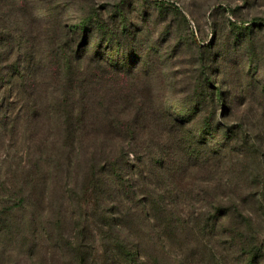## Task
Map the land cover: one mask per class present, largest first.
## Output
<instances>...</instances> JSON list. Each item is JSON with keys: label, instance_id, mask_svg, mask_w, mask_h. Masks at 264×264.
I'll use <instances>...</instances> for the list:
<instances>
[{"label": "trees", "instance_id": "16d2710c", "mask_svg": "<svg viewBox=\"0 0 264 264\" xmlns=\"http://www.w3.org/2000/svg\"><path fill=\"white\" fill-rule=\"evenodd\" d=\"M133 17L94 0H0V136L24 130L20 168L36 186L86 193L107 264H264V175L245 189L233 152L247 143L218 112L230 96L212 84L216 59L169 23L164 43L192 68L168 77L180 54H159L152 13L148 29Z\"/></svg>", "mask_w": 264, "mask_h": 264}, {"label": "rangeland", "instance_id": "374dc122", "mask_svg": "<svg viewBox=\"0 0 264 264\" xmlns=\"http://www.w3.org/2000/svg\"><path fill=\"white\" fill-rule=\"evenodd\" d=\"M94 8L104 14L130 10L132 24L144 29L149 27L141 22L142 14L145 10L152 13L159 24L151 26L162 49L159 54H180L169 63L170 78L189 77L192 56L176 41L164 43L162 26L170 23L181 38L190 33L197 37L200 50L203 47L208 53L209 65L216 59L217 82L212 80V84L230 96L225 109L218 112L225 113L230 136L235 140L236 132L247 143L234 146L233 156L243 159L238 171L247 177L245 189L253 188H247L252 176L264 175V0H94ZM176 12L186 21H180ZM9 135L0 136V264H107L110 247L97 233V213L86 193L71 189L69 183L43 190L29 181L20 168L26 158L25 132L20 128L15 137L9 139ZM263 181L264 177L259 188ZM258 229L257 238L264 240V225Z\"/></svg>", "mask_w": 264, "mask_h": 264}]
</instances>
